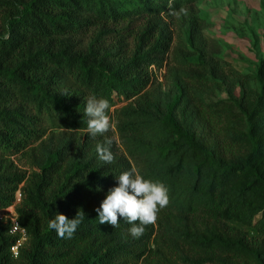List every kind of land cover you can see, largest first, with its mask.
Listing matches in <instances>:
<instances>
[{
    "label": "trees",
    "instance_id": "obj_1",
    "mask_svg": "<svg viewBox=\"0 0 264 264\" xmlns=\"http://www.w3.org/2000/svg\"><path fill=\"white\" fill-rule=\"evenodd\" d=\"M178 2L0 0V209L11 204L21 184L15 210L26 237L14 257L18 235L0 221V264H136L141 258L153 264L150 258L175 248L178 239L195 254L180 257L186 264H228L231 256L264 264V50L253 74L256 90L235 103L238 112L220 101L191 114L210 140L191 120L180 122L169 112L160 120L158 143L140 144L163 162L161 173L170 179L169 202L155 222L133 238L119 216L115 228L97 218L95 209L116 185L115 176L132 167L107 141L88 135L85 101L104 98L111 107L112 94L129 99L146 88L148 69L162 66L169 40L160 32L151 38L154 17ZM137 18L146 25L134 38V50L112 59L101 48L103 34H119L126 28L111 26ZM89 31V46L76 49L72 38ZM220 117L226 123L221 137L214 127ZM48 127L69 130V136L85 131L84 140L41 139ZM98 143L110 149L111 164L98 158ZM16 154L28 159L29 169L17 167L11 159ZM141 159L145 171L138 167V173L147 179V156ZM184 165L192 182L176 187ZM78 210L84 218L70 238L47 228L55 214L71 219Z\"/></svg>",
    "mask_w": 264,
    "mask_h": 264
},
{
    "label": "rangeland",
    "instance_id": "obj_2",
    "mask_svg": "<svg viewBox=\"0 0 264 264\" xmlns=\"http://www.w3.org/2000/svg\"><path fill=\"white\" fill-rule=\"evenodd\" d=\"M154 20L151 38L160 32L169 39L162 66L149 67L152 76L140 94L129 99L112 94L114 105L108 111L110 128L94 140L111 141L109 147L114 154L126 158L137 173L138 167L145 171V164L140 162L142 155L147 156V179L162 182L169 193L170 179L161 173L163 162L154 160L153 153L145 151L140 144L158 143L162 137L160 120L169 112L180 122L191 120L192 126L210 140L206 126L191 116L195 108L222 101L231 104L236 113L235 103L254 94L253 74L264 50V0H179L177 8L161 11ZM145 25V19L137 18L111 26L113 29L125 27L126 30L119 34H103L101 48L109 51L112 59L128 57L134 50L135 36ZM72 39L76 42V49L84 51L91 43V32ZM222 119L216 118L214 123L218 132L226 125ZM82 132L75 131L69 136V130L48 127L41 139L52 135L53 139L70 137L81 143L85 131ZM11 159L19 169H29L25 156L16 154ZM192 179L191 171L184 165L176 187L191 184ZM178 191L176 189L174 194ZM244 235L254 237L251 240L257 237L253 233H250L252 236ZM175 245V248H164L160 257L150 258L153 264H186L180 257L195 256L179 239ZM226 262L247 264L233 256ZM136 264H144L143 259Z\"/></svg>",
    "mask_w": 264,
    "mask_h": 264
},
{
    "label": "clouds",
    "instance_id": "obj_3",
    "mask_svg": "<svg viewBox=\"0 0 264 264\" xmlns=\"http://www.w3.org/2000/svg\"><path fill=\"white\" fill-rule=\"evenodd\" d=\"M108 111L110 104L107 99L95 96L86 99L83 114L88 118V135L96 137L109 130ZM106 143L110 144L111 141ZM96 153L104 163H112L113 155L108 147L98 143ZM115 180L116 185L108 189L99 207L95 209L99 223H108L115 228L119 216L130 225L129 235L139 238L145 226L155 222L159 209L168 204V189L162 182L146 179L135 170L123 171L115 176ZM83 218L84 213L80 210L71 219L57 213L48 221L47 228L61 238H70Z\"/></svg>",
    "mask_w": 264,
    "mask_h": 264
},
{
    "label": "built area",
    "instance_id": "obj_4",
    "mask_svg": "<svg viewBox=\"0 0 264 264\" xmlns=\"http://www.w3.org/2000/svg\"><path fill=\"white\" fill-rule=\"evenodd\" d=\"M20 186L16 189L11 204L0 209V221L7 222L9 224L8 232L10 234L18 235L16 243L11 247V253L14 257L17 256L18 246L21 244V241L24 242L26 239L24 229L18 224L15 210L16 205L20 202Z\"/></svg>",
    "mask_w": 264,
    "mask_h": 264
}]
</instances>
